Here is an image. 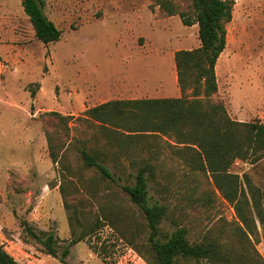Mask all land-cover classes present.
<instances>
[{
	"label": "rangeland",
	"instance_id": "rangeland-1",
	"mask_svg": "<svg viewBox=\"0 0 264 264\" xmlns=\"http://www.w3.org/2000/svg\"><path fill=\"white\" fill-rule=\"evenodd\" d=\"M22 1L0 0V245L21 264H149L134 248L151 259L146 219L122 185L135 181L136 156L152 153L151 202L168 207L163 232L171 233L175 221L190 229L191 240L211 231L229 242L228 228L216 225L236 221L235 206L212 173L192 162L193 151L171 147L165 137L131 145L120 119L112 118V126L85 115L110 100L180 96L175 53L201 45L199 25H185L162 3L192 14L190 0H43L61 30L48 44L35 35ZM234 1L213 99L234 120L264 123V0ZM84 148L122 178L109 181L87 167ZM230 172L240 193H264V156L236 159ZM23 220L53 231L59 256L70 246L65 263L25 241ZM257 223L264 257V224ZM95 224L97 230L71 244Z\"/></svg>",
	"mask_w": 264,
	"mask_h": 264
},
{
	"label": "trees",
	"instance_id": "trees-1",
	"mask_svg": "<svg viewBox=\"0 0 264 264\" xmlns=\"http://www.w3.org/2000/svg\"><path fill=\"white\" fill-rule=\"evenodd\" d=\"M22 2L37 38L46 44L58 41L61 30L45 14L44 1ZM190 2L192 14L178 11L170 7L168 2L162 3L171 15L179 14L185 25H199L201 45L175 53L181 96L110 100L87 109L85 115L112 126V118L120 119L131 145L141 137L159 142L163 140L161 137H165L164 142L171 147L183 145L190 149L193 151L192 162L198 168L212 173L216 185L235 206L237 220L230 222L223 218L216 225L218 229L228 228L229 242L211 231L191 240L190 229L175 221L171 233L163 232L162 225L168 217V207L159 201L151 202L149 190L150 181L157 178L156 165L151 157L157 155L152 153L145 158L136 156L133 161L136 162L135 166L137 164L135 181L133 184H123L122 189L130 201L138 205L146 219L149 230L146 246L151 259L137 247L134 248L149 264H264V257L257 248L261 236L257 218L264 224V193L255 188L251 189V197L245 191L240 193L238 176L230 172L236 159L256 162L264 156V123L234 120L225 105L213 99V95L218 92L216 66L227 44V24L232 21L235 1ZM128 152L127 156L134 154V151ZM51 156L57 162L54 152H51ZM81 156L85 165L97 169L102 178L113 182L122 178H116L98 154L84 148ZM225 182L227 185H224ZM61 192L66 202L64 185H61ZM65 206L70 205L65 203ZM141 224L137 223V226ZM22 226L25 241H35L43 252L65 263L71 248L67 246L59 256V240L53 231L37 229L28 220H23ZM97 227L98 224L85 227L78 237L71 240V244L86 239ZM72 233L75 234L73 227ZM0 264L21 263L0 245Z\"/></svg>",
	"mask_w": 264,
	"mask_h": 264
},
{
	"label": "crops",
	"instance_id": "crops-1",
	"mask_svg": "<svg viewBox=\"0 0 264 264\" xmlns=\"http://www.w3.org/2000/svg\"><path fill=\"white\" fill-rule=\"evenodd\" d=\"M177 81H178V79H177ZM180 88V87H179ZM176 95H178V94H176ZM180 96H181V90H180ZM180 96H175V97H180ZM165 97V96H164ZM164 97H154V98H164ZM168 97H170V96H168ZM151 98H153V97H151Z\"/></svg>",
	"mask_w": 264,
	"mask_h": 264
}]
</instances>
